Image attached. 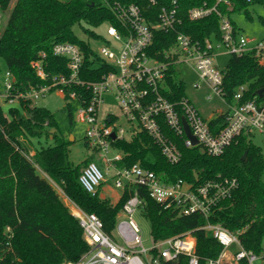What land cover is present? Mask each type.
I'll return each mask as SVG.
<instances>
[{"label":"trees","instance_id":"trees-1","mask_svg":"<svg viewBox=\"0 0 264 264\" xmlns=\"http://www.w3.org/2000/svg\"><path fill=\"white\" fill-rule=\"evenodd\" d=\"M118 1L140 5L149 24L155 26L161 8L171 0H156V5H152L150 0ZM177 1L178 16L182 20L178 31L200 42L207 39L213 42L222 40L221 19L217 14L212 13L199 20L189 18L191 9L204 4L212 7L215 0ZM229 1L231 9L224 4L219 6V11L228 18L232 12H244L248 18H252L250 6L264 8V0ZM0 7L9 13L8 21L0 33V59L4 61L6 71L15 76V88L18 91L48 84L32 67V62L39 60L42 53L46 55L43 67L49 75L69 74L67 60L53 54V47L58 43H71L82 51L83 67L79 76L82 81L97 82L108 74L109 67L97 56L89 41L79 39L74 31L79 26L88 39L99 42L106 40L105 35L83 27L86 24L98 28L107 22L118 25L115 16L102 1L0 0ZM260 20L264 23V18ZM175 46V33L155 29L149 54L163 60L166 51ZM167 84L169 91L165 92V96L170 101L186 97L183 82L178 79L173 66ZM241 86L248 89L247 99H260L258 92L264 90V65H260L252 54L231 56L223 71V89L228 101L232 100ZM71 93L76 94L75 99L70 98ZM91 98V91L85 87L72 85L65 90L66 106L63 113L66 128L54 113L31 102H21L19 108L0 106V264L78 262L89 251L79 221L71 214L56 186L83 211L96 214L109 233L115 228L124 204L138 192L142 200L140 213L151 222L153 242L191 232L197 241L200 264L218 258L222 251V246L213 234L204 229L207 224L221 225L232 233H239L247 250L255 253L261 251L264 245L262 147L242 135L223 155L214 157L201 146L186 147L184 139L177 137L161 122L163 132L180 149L181 161L169 163L153 138L143 131L131 140L112 143L123 154V160L117 164L120 168L138 164L155 172L165 183L183 179L195 186L220 176L236 179L237 189L230 198L218 205L208 219L197 213L179 215L174 207L157 203L145 188L138 185L127 186L121 198L114 203L101 196L102 185L93 196L80 182L83 170L95 162L97 151L93 150V155L79 164L71 160L73 142L70 136L73 135L76 113L89 104ZM221 120L222 116H218L210 123L217 125ZM42 140L46 146L42 145ZM85 143L89 148L88 143ZM246 152L247 156L243 159ZM160 263L188 264V259L180 256L176 261L160 260Z\"/></svg>","mask_w":264,"mask_h":264},{"label":"built area","instance_id":"built-area-1","mask_svg":"<svg viewBox=\"0 0 264 264\" xmlns=\"http://www.w3.org/2000/svg\"><path fill=\"white\" fill-rule=\"evenodd\" d=\"M100 1L113 13L118 24L105 23L106 40L98 41L101 46L96 54L109 67L108 74L97 82L82 81L79 78L83 67L82 51L71 43H58L53 47V54L67 60L69 74L49 75L43 67L46 55L42 53L39 60L32 62V67L48 84L21 92L15 88V76L6 71V79L0 90V106L10 107L21 102L35 105L38 99L53 91L64 96L65 90L72 85L87 88L92 98L89 104L77 111L78 118L87 124L85 140L89 148L96 150L100 158L105 157L108 170L113 171L115 187L124 191L127 186H141L154 201L166 207H174L179 215L197 213L208 219L218 205L230 198L237 189L236 179L219 176L198 186L183 179L165 183L155 172L138 164L120 168L117 164L123 160V154L112 143L126 139L127 134L132 139L144 131L153 138L167 161L177 164L182 159V153L176 143L163 132L161 122L177 137L183 138L186 147L201 146L214 157L223 155L235 139L242 135L252 138L258 134L264 139V92L260 99H247L248 89L241 86L232 100L228 101L223 89V71L214 65L215 48L220 47H225L231 56L252 54L260 65H264V41L235 32L229 18L219 11V6L223 4L231 9L229 0H215L212 7L204 4L189 11L191 20H199L212 13L220 17L222 40L217 46L209 39L200 42L177 30L182 23L178 16L177 0H171L161 8L155 26L149 24L144 9L138 4L118 0ZM150 3L156 5L157 1L150 0ZM4 14L0 7V28ZM155 29L176 34V46L166 51L163 60L149 54ZM181 63L193 69L201 82L206 83L214 94L227 102L228 111L205 120L187 97L170 101L165 96V92L169 91V71L172 66L176 69ZM106 94L114 96L129 125L128 130L118 124L114 114H108L105 120L100 118ZM70 98L75 99L76 94L71 93ZM218 116H222L221 122L211 125L210 122ZM183 119H186L198 145L194 146L186 136ZM112 134H115V139ZM111 148L118 153L109 158ZM80 182L94 196L106 182V177L94 162L83 170ZM56 189L65 204H70V207L67 206L79 221L89 247V251L78 262L63 264H161L160 260L176 261L180 256L187 257L188 264H200L197 241L191 232L153 242L151 248L144 246L142 231L136 220L142 207L138 192L124 204L115 228L109 233L96 214L83 211L60 188L56 186ZM204 229L209 230L222 246L218 258L208 260L207 264H253L261 255L264 262V245L259 253H255L243 246L239 233H232L221 225L207 224Z\"/></svg>","mask_w":264,"mask_h":264},{"label":"rangeland","instance_id":"rangeland-1","mask_svg":"<svg viewBox=\"0 0 264 264\" xmlns=\"http://www.w3.org/2000/svg\"><path fill=\"white\" fill-rule=\"evenodd\" d=\"M249 10L252 14V18H248V16L244 12H232L230 13L229 20L238 29L239 33L244 35L245 37L258 41L263 40L264 23L260 20V18H264V8L262 6L255 5L250 6ZM8 17L9 13H5L0 28V33L3 31L8 21ZM83 27L86 29L93 30L99 34L105 35L107 25H103L98 28H91L86 24H83ZM74 31L79 39L89 41L94 51L98 52L99 47L101 46L98 41L88 39V36L84 33L82 27L78 26L74 29ZM214 43L215 46H217L218 42ZM230 58L231 55L226 52L225 47L215 48L214 65L219 70H226ZM0 68V83L3 84L6 79V66L4 61L1 59ZM176 71L178 79L183 82V85L185 87L186 97L191 101L193 106L205 120H209L219 115L221 112L228 111L229 107L227 102L216 94H214L206 83L201 82L197 73L193 69H191L185 63H181L176 67ZM36 105L39 107L46 108L50 112L54 113L57 116V119L59 120L61 125L65 128L67 127V122L65 121V116L63 113V109L66 106V100L64 99V96L61 93L51 92L46 97L38 99L36 101ZM14 107L19 108L20 106L16 104L14 105ZM108 114H114L115 116H117L118 119L116 121H118V124L128 130L129 125L124 120L119 106L114 96L111 94L105 95V103L101 107L100 118L105 120ZM86 130L87 124L80 120L78 118V113H76V123L73 127V135H71L73 137L70 136V141L73 142L70 148L71 160L74 164L81 163L89 156H92L94 153L92 149L86 147ZM130 139L131 136L127 134L126 140ZM251 140L256 145L262 147L264 154V139L262 138V136L258 134L254 135ZM41 143L43 146H46V142L44 140H42ZM117 153L118 151H116L114 148H111L108 156L109 158H112ZM95 162L106 177V182L102 184L101 196L109 198L110 200H112V202L116 203L121 198L123 189L115 187L114 178L112 177L113 171L108 170L105 157L100 158V156L97 154ZM67 205L70 207V204ZM136 220L142 231L144 246L146 248H151L153 244V238L151 234V222L146 219L141 213L136 216ZM253 264H264L262 260V255L259 259L254 261Z\"/></svg>","mask_w":264,"mask_h":264},{"label":"water","instance_id":"water-1","mask_svg":"<svg viewBox=\"0 0 264 264\" xmlns=\"http://www.w3.org/2000/svg\"><path fill=\"white\" fill-rule=\"evenodd\" d=\"M263 92H264L263 89L259 90L258 95L261 97L263 95ZM183 125H184L186 136L191 140V142L194 146L198 145V140L194 136H192L186 119H183ZM52 132H54V130H52ZM71 137H73V136H71ZM115 137H116L115 134H112V138L115 139ZM70 140H71V138H70ZM246 156H247V152L244 154L243 159H245Z\"/></svg>","mask_w":264,"mask_h":264}]
</instances>
